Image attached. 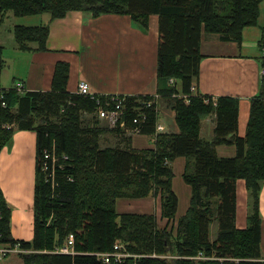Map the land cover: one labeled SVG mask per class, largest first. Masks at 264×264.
I'll use <instances>...</instances> for the list:
<instances>
[{
	"label": "trees",
	"instance_id": "trees-1",
	"mask_svg": "<svg viewBox=\"0 0 264 264\" xmlns=\"http://www.w3.org/2000/svg\"><path fill=\"white\" fill-rule=\"evenodd\" d=\"M262 1L0 0V27L9 12L15 16L50 13L54 19L72 10L92 16L129 14L144 28L150 16L157 14L158 94L171 101L180 127L178 133H158L153 148H103L99 141L105 131L121 136L127 131L102 127L99 115L95 123L84 120V113L98 105L68 91L69 64L57 63L51 90L3 88L5 61L0 44V88L6 103L0 107V152L17 129L37 133L34 238L12 236L11 208L0 188V243L20 242L26 250L24 264H264L259 212L264 182V74L260 92L251 101L244 137L238 134L237 97L220 96L214 102L209 95L192 92L200 75L203 33H217L241 44L243 30L259 21ZM13 32L19 49H47L48 25L18 24ZM171 78L177 83L171 84ZM185 94L190 96L188 103ZM123 102L121 117L128 127L138 126L141 134L155 135L159 112L154 95H126ZM142 113L145 119L134 124ZM210 114L216 115L215 136L205 140L201 122ZM223 143L235 144L237 154L219 156L215 147ZM181 156L188 159L183 177L192 192L186 213L171 225L179 207L171 163ZM239 179L245 180L251 197L246 228L236 225ZM149 195L160 196L162 217L168 219L165 227L159 226L155 213L117 211L118 198ZM214 222L218 236L212 240ZM70 236L74 252H61ZM116 242L139 257L121 262L101 259L99 254L113 252ZM200 252L212 259L193 258ZM167 253L178 258L155 256Z\"/></svg>",
	"mask_w": 264,
	"mask_h": 264
},
{
	"label": "crops",
	"instance_id": "crops-1",
	"mask_svg": "<svg viewBox=\"0 0 264 264\" xmlns=\"http://www.w3.org/2000/svg\"><path fill=\"white\" fill-rule=\"evenodd\" d=\"M18 24L48 25L47 49L32 51L19 49L13 32V28ZM263 39L264 0L260 5L258 23L243 30L241 44L224 40L217 33H203L201 40L203 57L200 61V75L194 84L196 88L194 93L209 95L214 102L220 96L237 97L238 134L242 137L247 134L251 101L259 94L262 84ZM159 41L157 14L150 16L149 26L144 28L129 14L105 13L92 16L88 12L72 10L66 16L54 19L50 13L15 16L9 12L0 29V44L3 46L5 61L1 84L3 87L4 83L12 80L11 87L22 82L27 91L51 90L57 63L66 62L70 66L67 89L71 93H77L79 82L85 80L91 90L99 94L155 95L158 94L160 84ZM32 45L37 46L36 43ZM6 72L8 77H5ZM158 112V124L165 127L163 133L180 132L176 111L170 100L160 97ZM215 127L216 115L210 114L205 117L201 122V137L212 140L215 136ZM106 137V141H112L114 146H129L140 150L153 148L155 143L151 136L135 132L121 136L109 131ZM215 148L217 154L222 157L237 154L235 144L223 143L216 145ZM36 164V131L17 129L11 142L0 152V188L11 208V232L17 240L32 241L34 238ZM171 167L174 172L173 187L180 183V179L184 183L182 190L187 199L185 205H182V196L174 188L179 197L177 213L182 216L189 207L192 191L183 177L187 171L188 159L178 157L171 163ZM237 193L236 225L238 228H246L251 213V197L245 180H238ZM123 199L127 198L117 199V211L131 212L126 210V203L121 205ZM136 199L141 202L133 203L142 204L151 199L156 210L134 212L155 213L160 227L167 224L165 218L161 216L160 196L149 195ZM259 212L260 252L261 259L264 260V182L260 193Z\"/></svg>",
	"mask_w": 264,
	"mask_h": 264
},
{
	"label": "built area",
	"instance_id": "built-area-1",
	"mask_svg": "<svg viewBox=\"0 0 264 264\" xmlns=\"http://www.w3.org/2000/svg\"><path fill=\"white\" fill-rule=\"evenodd\" d=\"M262 51L264 54V40L262 43ZM15 88L19 91V92H24L26 91L25 89V85L22 82H18L15 85ZM196 90L195 86H192V92L194 93ZM78 94H82L85 95L93 100H95L97 102V115H99V118L102 120L107 121L111 127L116 128H122L123 130L127 131L128 124L125 122V120L121 117V113H122V109H123V101L124 98L126 97V94H99V93H95L91 90L90 85L85 81V80H81L79 82V86H78ZM102 96H105V98H103ZM102 97V98H101ZM184 98L186 101L190 100V96L185 94ZM148 104H151L148 103ZM6 103L4 101V93L3 90L0 88V107H5ZM146 117L145 114H140L139 116H137L134 119V124L138 123L142 120H144ZM140 120V121H139ZM127 127V128H126ZM164 126L162 124H157L156 126V134L151 136L153 142H156V135L159 132V130H163ZM135 133H140V129L135 126L133 127V129L131 130ZM46 151V150H45ZM48 156V154H46ZM50 156V155H49ZM74 243V238L73 236H70L67 244L60 249L61 252L64 253H70V252H74L72 249V245ZM114 251L111 253H101L99 254L100 258L105 260L106 262H110L111 259H114L115 261H123L126 258L129 257H137L139 255H135L132 254L130 251H128L124 245L121 242H116L115 246H114ZM11 252H26L25 249H23L20 246V242L16 241L14 243H4L1 244L0 243V258H5L6 256H8ZM193 258H199V259H211L210 256H206L204 255L202 252H200L197 256H194Z\"/></svg>",
	"mask_w": 264,
	"mask_h": 264
},
{
	"label": "rangeland",
	"instance_id": "rangeland-1",
	"mask_svg": "<svg viewBox=\"0 0 264 264\" xmlns=\"http://www.w3.org/2000/svg\"><path fill=\"white\" fill-rule=\"evenodd\" d=\"M10 24V23H9ZM1 26H3V24L1 25ZM0 29H1V27H0ZM5 77H8V72H6L5 73ZM170 83L171 84H175V83H177V80L176 79H174V78H171L170 79ZM11 85H12V80H10V81H8V82H6V83H4L3 84V87L4 88H10L11 87ZM80 95H82V94H80ZM85 96V95H84ZM87 97V96H86ZM103 98H105V96H102ZM101 97V98H102ZM161 96H160V94H155L154 95V98H155V101L156 102H158L159 101V98H160ZM93 100V99H92ZM190 101V100H189ZM189 101H186L187 103L189 102ZM206 101H208V99H206ZM83 118H84V120L86 121V122H88L89 120H92V122L93 123H95L97 120H98V118H97V109H95L93 112H85L84 113V116H83ZM100 123H99V125H101L102 127H108L109 129L110 128H113V127H111L110 126V124L107 122V121H105V120H100L99 121ZM133 128H131V127H129L128 129H127V132H126V134L129 132H131V130H132ZM164 129H165V127H164ZM164 129L163 130H159V132L160 133H163V131H164ZM157 131V130H156ZM107 133H109V131H105L103 134H101V136H100V141H99V143H100V145H101V147H103V148H105V147H114V145L111 143V142H107L106 140H107V137H106V134ZM121 134V133H120ZM11 142V141H10ZM10 142H8V144L10 143ZM108 144H110V145H108ZM117 146H119V145H117ZM177 175H179V173L177 172ZM174 177V176H173ZM179 180V179H178ZM182 185H184V183L181 181V179H180V183L179 184H177V186H175V187H173V188H175V190L182 196V205H185L186 203H187V199L184 197V191L182 190L183 189V187L184 186H182ZM192 192V191H191ZM187 193V192H186ZM133 200H135V201H133ZM161 200V199H160ZM133 202H141V201H139L138 199H136V198H130V199H123L120 203H121V205L123 206V203H126L127 204V209L126 210H129V211H131V212H134V211H153V210H156V206H155V203L150 199V200H148V201H144V203H142V204H140V203H133ZM190 205V204H189ZM182 209L184 210V208H183V206H182ZM161 216H162V214H161ZM183 216V215H182ZM182 216H180V214L179 213H177L176 215H175V217H174V215H173V217L171 218L172 219V223H171V225L173 224V223H177L178 222V219L180 218V217H182ZM162 218H165V217H162ZM165 220L166 221H168V219L167 218H165ZM158 224H159V222H158ZM167 225V224H166ZM159 226H161L160 224H159ZM162 228V227H161ZM217 236H218V224H217V222H214L213 224H212V226H211V238H217ZM24 253V252H23ZM23 253H20V252H11L8 256H6L5 258H0V264H24V258H23ZM26 253V252H25ZM156 257H164V258H166V260H173L174 258H178V256L177 255H173V254H171V253H167V254H165V255H155ZM198 261H200L201 259H199V258H196ZM214 260H217L215 257L213 258ZM241 260H243V259H241ZM245 261H247V260H245ZM236 262L238 263V262H240V259H236ZM198 264H200L199 262H198Z\"/></svg>",
	"mask_w": 264,
	"mask_h": 264
},
{
	"label": "bare ground",
	"instance_id": "bare-ground-1",
	"mask_svg": "<svg viewBox=\"0 0 264 264\" xmlns=\"http://www.w3.org/2000/svg\"><path fill=\"white\" fill-rule=\"evenodd\" d=\"M138 127V126H137ZM157 139V138H156ZM165 227V226H164ZM121 240V239H120ZM124 242V241H123ZM116 244V243H115ZM130 251V250H129ZM155 255V254H154ZM139 257V256H138ZM194 257V256H193ZM212 259V258H211ZM113 260V259H112Z\"/></svg>",
	"mask_w": 264,
	"mask_h": 264
}]
</instances>
